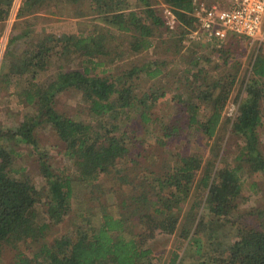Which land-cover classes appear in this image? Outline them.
Here are the masks:
<instances>
[{
  "label": "trees",
  "instance_id": "1",
  "mask_svg": "<svg viewBox=\"0 0 264 264\" xmlns=\"http://www.w3.org/2000/svg\"><path fill=\"white\" fill-rule=\"evenodd\" d=\"M53 1L86 2L95 11L96 22L90 33H45L30 49L20 54L7 49L3 56L0 90L13 87L29 111L18 124L0 129V259L9 251L11 264H159L164 251L155 250L150 242L178 230L187 252L194 254L184 258L173 252L170 264H264V230L238 220L240 215L234 217L244 168L261 172L264 179L258 134L263 117L259 101L264 97L262 49L249 55L242 78L244 97L235 99L238 111L230 131L241 141L235 161L204 167L200 152H176L171 139L188 131L206 140L216 137L241 62L221 53L224 68H219L210 57L193 55L187 66L168 72L181 91L171 97L179 104L176 112L164 120L152 108L165 91L151 87L139 96L131 80L140 73L151 79L158 76L163 61L147 60L119 76L106 75L105 70L92 73L99 65H111L152 45L157 29L167 28L159 2L173 9L183 37L196 27L191 15L194 0H21L16 16L37 13ZM12 3L0 0V24ZM229 39L231 51V39L251 38L232 34ZM53 55L57 61L79 55L86 64L59 70L41 83L38 73ZM68 89L79 91L86 119L56 108V97ZM129 117L135 127L125 124ZM45 126L62 142L69 169L51 168L38 142L39 129ZM139 127L145 135H135ZM19 143L37 156L41 184L23 166H15ZM209 151L215 158L219 155L214 145ZM109 173L116 203L98 194L104 190L98 188V180ZM80 187L89 194L79 202ZM226 216L232 239L227 242L228 235L223 236L225 243L219 232ZM69 217L75 221L71 234L49 240L51 226Z\"/></svg>",
  "mask_w": 264,
  "mask_h": 264
},
{
  "label": "rangeland",
  "instance_id": "2",
  "mask_svg": "<svg viewBox=\"0 0 264 264\" xmlns=\"http://www.w3.org/2000/svg\"><path fill=\"white\" fill-rule=\"evenodd\" d=\"M21 0H13L7 19L0 24V67L3 60V56L6 54V50L20 54L21 51L30 49L34 46L37 40L45 33H75V34H87L92 32L94 28V19L97 17L95 11L86 2L70 4L66 2H49L39 10V12L26 17H17L18 7ZM153 3L154 0H151ZM221 3L222 0H213ZM161 4L162 3H158ZM157 4V5H158ZM76 11H80V15L76 14ZM26 32L25 34L23 32ZM187 31V30H186ZM185 31V32H186ZM180 28L175 30H169L167 28L157 29L155 35L152 37V45L146 50L133 54L123 60L117 61L107 66H97L93 69V74L103 73L109 76L123 75L133 65L141 66L147 60L163 61L160 65L162 72L154 78H148L144 73H140L138 77H133V85L136 93L141 96L142 93L147 92L152 87V90L158 88L165 91V95L160 97L152 110L155 115L161 116L166 119L167 116L173 115L176 112V108L179 105L176 100L171 97L175 93L181 91L177 88V84L173 82V75L171 70L178 71L184 66H187L186 61L193 55L202 56L201 59L210 57L214 60V64L223 67L222 54L228 55L230 60L234 62H241L239 71L237 74L236 82L230 93L229 99L223 110V124L221 125L217 135L213 139L206 140L202 136H198L194 133L186 132L182 136L171 139L170 145L174 151L181 154H189L192 152H200L203 155V166L213 165L221 166L223 162L227 161L229 164L234 163L235 155L238 151V147L241 141L237 135H234L230 131V122H232L238 111V99L244 97L245 91H242L243 84L242 78L246 77V70L248 67L249 55L256 48H261L264 52V36L259 39H244L238 42L235 39H231L230 42L231 51L228 50V38L222 43L219 48L202 42H184V35L180 38ZM24 34L17 40H10L15 34ZM199 43V44H198ZM225 43V45H224ZM233 46V48H232ZM8 51V50H7ZM229 53V54H227ZM57 55L47 59L46 64L41 68L38 73V80L41 83H47L55 77L59 70H67L74 68H82L84 66V58L79 55H74L70 59L65 61L58 60ZM231 63V61H230ZM226 68V67H225ZM228 70V68H226ZM169 72V73H168ZM237 98V100H235ZM80 93L75 89H68L56 97V108L59 112H65L66 114L76 115L78 114L81 119H86L83 110L82 103H79ZM22 101V97L17 94V91L12 87L8 91L0 90V129L10 128L22 120L25 113L29 111V107L26 102ZM262 111V124L258 129L259 134V150L264 157V97L259 101ZM135 127V121L132 117L125 120V124ZM38 133L39 146L46 151L51 168L58 172L62 168H70V163L67 161V157L63 152V144L57 138L54 131L50 126L41 127ZM145 135V130L140 127L137 129L135 135ZM148 137V136H147ZM148 143V142H147ZM218 148L219 155L215 158L209 151L211 146ZM17 150L14 164L16 167L23 166L27 172L31 175L33 181L39 185L42 183V178L39 173L37 156L31 151L29 146L21 143L15 145ZM216 161V162H215ZM215 162V164H214ZM72 167V166H71ZM74 167H72L73 169ZM107 175L101 176L98 180V188H103L102 193L98 192L104 199H107L108 203H116L119 199H116L115 193L111 190L110 186L113 185L111 177ZM241 190L237 195L238 208L234 214L240 215L238 220L242 222H248L255 224L264 230V179L261 172H252L244 168L241 175ZM78 187V186H77ZM81 188V187H80ZM78 188L77 200L84 201L88 196L89 191L87 188ZM127 191L126 187H123ZM82 199V200H81ZM190 203V199L188 204ZM188 204L185 206L187 209ZM78 204L77 206H79ZM76 209V208H74ZM204 212V211H203ZM262 214H261V213ZM228 216L224 217L222 222L228 223ZM74 219L72 217L67 218L61 224L57 226H51L47 238L53 239L55 235H69L73 229ZM226 227V228H225ZM223 230L219 232L221 240H225L223 236L229 234L227 224ZM215 232V230H214ZM207 236L208 233H207ZM232 239V236L228 235V240ZM226 243V240H225ZM153 244L155 250H163L159 264H170L172 253L176 252L181 256H191L194 254V250L187 252V244L184 239H181L178 235V230L168 236L158 235L156 239L150 242ZM159 253V251H157ZM13 261V253L5 251L0 264H11Z\"/></svg>",
  "mask_w": 264,
  "mask_h": 264
},
{
  "label": "built area",
  "instance_id": "3",
  "mask_svg": "<svg viewBox=\"0 0 264 264\" xmlns=\"http://www.w3.org/2000/svg\"><path fill=\"white\" fill-rule=\"evenodd\" d=\"M160 15L169 30L181 28L173 9L161 4ZM191 15L196 27L184 34V42L200 41L219 48L229 35L264 36V0H194Z\"/></svg>",
  "mask_w": 264,
  "mask_h": 264
}]
</instances>
